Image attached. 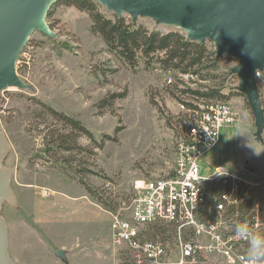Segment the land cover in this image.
<instances>
[{"label": "rangeland", "instance_id": "obj_1", "mask_svg": "<svg viewBox=\"0 0 264 264\" xmlns=\"http://www.w3.org/2000/svg\"><path fill=\"white\" fill-rule=\"evenodd\" d=\"M99 11L110 15L101 7ZM46 23L56 39L33 33L16 63L17 75L32 91L0 92V126L9 144L2 165L14 170L11 187L16 197L15 205H1L0 214L7 223L13 264H123L110 249L107 210L128 204L134 181L170 172L175 140L188 124L179 108L182 101L225 102L232 107L237 130L221 129L218 146L203 159L214 157L211 170L222 162L253 167L255 174L248 177L262 181L264 200V130L257 141L250 107L230 74L236 63L217 57L212 43L204 45L213 56L192 69L197 78L168 87L155 60L147 64L139 59L132 68L109 52L90 33L86 12L63 1L52 8ZM136 25L160 34L180 32L149 19H138ZM257 86L264 110V72ZM186 89L217 90L222 98L196 100L176 93ZM111 94L124 97L99 106ZM41 105L79 121L91 139L83 134L57 137L69 134L70 128L52 119ZM51 134L55 143L47 151ZM59 141L72 149H59ZM199 168L201 175L211 174L204 171V163Z\"/></svg>", "mask_w": 264, "mask_h": 264}, {"label": "built area", "instance_id": "obj_2", "mask_svg": "<svg viewBox=\"0 0 264 264\" xmlns=\"http://www.w3.org/2000/svg\"><path fill=\"white\" fill-rule=\"evenodd\" d=\"M161 74L168 87L197 78L175 70ZM181 103L188 125L175 140L170 172L134 181L128 204L107 210L119 259L123 264H264L248 259L250 238L236 234V226L246 224L250 235L264 237L262 181L250 179L242 164L222 162L211 170L214 157L203 159L218 146L221 129L237 130L236 113L225 102L201 100L191 108ZM202 163L209 176L201 175Z\"/></svg>", "mask_w": 264, "mask_h": 264}, {"label": "water", "instance_id": "obj_3", "mask_svg": "<svg viewBox=\"0 0 264 264\" xmlns=\"http://www.w3.org/2000/svg\"><path fill=\"white\" fill-rule=\"evenodd\" d=\"M61 0H0V92L10 88L32 91L16 72V63L30 36L38 32L52 40L56 35L46 23L50 8ZM108 13L132 24L152 20L157 26L175 28L188 41L213 44L217 57L236 64L230 74L238 81L254 118L255 139H262L264 110L261 107L256 72H264V0H89ZM9 144L0 126V211L15 205L11 187L14 170L2 165ZM250 174L255 169L245 167ZM8 228L0 214V264H13L8 250Z\"/></svg>", "mask_w": 264, "mask_h": 264}, {"label": "trees", "instance_id": "obj_4", "mask_svg": "<svg viewBox=\"0 0 264 264\" xmlns=\"http://www.w3.org/2000/svg\"><path fill=\"white\" fill-rule=\"evenodd\" d=\"M63 1L79 11L86 12L91 21L90 33L98 36L104 42L107 50L111 53H115L129 67H135L139 59H144L147 64H150L155 60V62L160 65V70H175L181 73L196 75L195 71H192V69L200 67L208 61L209 56H213V53L207 52L205 45L188 41L183 33L168 32L166 34H160L156 31H148L142 26L132 24L131 20L127 23L124 18H118L113 14L108 16L102 14L99 11L100 7L93 1L61 0L58 3ZM55 5L50 8L47 18L50 16L52 8ZM49 28L51 29L50 25ZM51 41L53 40L51 39ZM176 93L178 96L189 95V97L196 100H208L215 97L222 98V94L217 90L199 92L186 89L176 90ZM123 97L124 96L121 94H111L99 102V106H110L115 100ZM185 105L189 108L192 107V104L190 103H186ZM41 107L52 119L62 122L70 128L69 134L57 137L66 138L69 135H73L75 138L76 135L83 134L91 139V135L79 121L43 105H41ZM118 131L119 129H116L115 133ZM54 141V135L51 134V148H49L47 143V151H50V149L52 150V144ZM60 143L61 142L59 141V149L66 152L72 149L69 144L67 145V142H63L61 145ZM74 147L76 146H73V149ZM81 185L85 192L95 199L102 208L105 206L101 203V200L95 197V193L92 192L88 185L83 182H81ZM214 193L216 194V192ZM262 212L264 218V207Z\"/></svg>", "mask_w": 264, "mask_h": 264}, {"label": "clouds", "instance_id": "obj_5", "mask_svg": "<svg viewBox=\"0 0 264 264\" xmlns=\"http://www.w3.org/2000/svg\"><path fill=\"white\" fill-rule=\"evenodd\" d=\"M236 234L249 236L248 259L250 261L264 260V237L250 235L246 224L236 226Z\"/></svg>", "mask_w": 264, "mask_h": 264}, {"label": "crops", "instance_id": "obj_6", "mask_svg": "<svg viewBox=\"0 0 264 264\" xmlns=\"http://www.w3.org/2000/svg\"><path fill=\"white\" fill-rule=\"evenodd\" d=\"M109 239H110V249H111V251H112V253H113V258H117V255H118V252H117V249L112 245V243H111V237H110V226H109Z\"/></svg>", "mask_w": 264, "mask_h": 264}, {"label": "bare ground", "instance_id": "obj_7", "mask_svg": "<svg viewBox=\"0 0 264 264\" xmlns=\"http://www.w3.org/2000/svg\"><path fill=\"white\" fill-rule=\"evenodd\" d=\"M10 89H13V88H10ZM9 90V89H8Z\"/></svg>", "mask_w": 264, "mask_h": 264}]
</instances>
